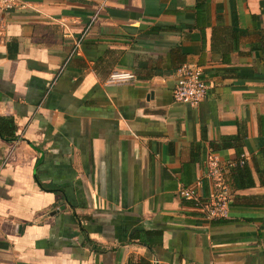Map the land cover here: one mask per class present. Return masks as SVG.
I'll use <instances>...</instances> for the list:
<instances>
[{
  "label": "crops",
  "instance_id": "crops-1",
  "mask_svg": "<svg viewBox=\"0 0 264 264\" xmlns=\"http://www.w3.org/2000/svg\"><path fill=\"white\" fill-rule=\"evenodd\" d=\"M184 63L209 87L196 107L173 100ZM239 129L255 185L227 169L229 216L207 220L178 191L238 160L211 143ZM0 131V264H264V0L0 12Z\"/></svg>",
  "mask_w": 264,
  "mask_h": 264
},
{
  "label": "built area",
  "instance_id": "built-area-1",
  "mask_svg": "<svg viewBox=\"0 0 264 264\" xmlns=\"http://www.w3.org/2000/svg\"><path fill=\"white\" fill-rule=\"evenodd\" d=\"M31 0H0V12H16L30 8ZM90 24L86 27V30ZM85 30V31H86ZM85 31L74 40V52H79ZM133 76L123 73L111 75L114 80H130ZM208 85L203 77L202 70L193 63L182 64L176 72V84L173 90V100L177 104L198 106L208 94ZM245 159L242 156L234 162L221 163L220 159L211 154L205 161L204 174L198 177L191 187L180 188L179 196L188 201L207 220H222L229 216L231 203V189L224 173L235 166H243ZM207 180L212 183L211 195L204 198L199 188Z\"/></svg>",
  "mask_w": 264,
  "mask_h": 264
},
{
  "label": "trees",
  "instance_id": "trees-1",
  "mask_svg": "<svg viewBox=\"0 0 264 264\" xmlns=\"http://www.w3.org/2000/svg\"><path fill=\"white\" fill-rule=\"evenodd\" d=\"M0 135L5 140H13L14 136L9 135L8 133H3L0 131ZM244 138L245 133L242 131V129L238 130V133L234 136H227L220 139L217 143H211V148L213 151H221L223 149L228 148H234L236 151V154L240 158L242 156V148L244 144ZM238 158V159H239ZM261 158V161L264 163V148L261 149L259 159ZM254 166L256 167V158H253ZM232 173V185L235 190L238 189H246L251 188L255 185L251 169L246 165V163L243 166H235L230 169ZM261 184L264 185V179H261ZM43 190H46L47 188L45 186H41ZM48 190V189H47Z\"/></svg>",
  "mask_w": 264,
  "mask_h": 264
}]
</instances>
